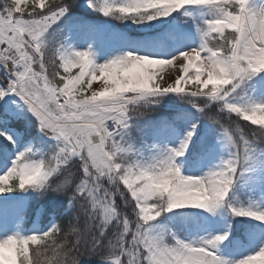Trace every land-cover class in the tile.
I'll return each mask as SVG.
<instances>
[{
  "label": "snow or ice",
  "instance_id": "snow-or-ice-1",
  "mask_svg": "<svg viewBox=\"0 0 264 264\" xmlns=\"http://www.w3.org/2000/svg\"><path fill=\"white\" fill-rule=\"evenodd\" d=\"M76 3L32 0L31 11L26 12L29 0H0V67L8 74L0 82V102L18 97L21 107L35 117L38 129L56 141L46 158L34 159L31 147L18 150L11 167L0 174V193L29 187L46 193L71 186L69 207L80 202L85 217L83 232L71 228L77 233V244L83 237L97 254L109 256L110 264H233L217 254L230 233L185 241L156 222L174 209L194 207L215 213L221 206L234 216L264 221V211L228 200L238 178L254 163V141L264 139V123L250 118L264 110V102H243L237 95L264 73V40L231 28L216 30L215 22L227 19L224 12L240 13L236 0H88L94 10L136 24L190 6L213 10L211 18L197 26L200 44L196 48L170 58L128 52L100 64L91 49L75 50L55 30ZM227 29L232 30L230 38ZM222 59L232 65L227 84L217 79ZM49 66L62 68L64 74L56 70L49 74ZM73 68L79 69L75 75ZM165 68L171 69L166 79ZM98 79L102 88L86 95ZM170 93L188 97L193 107L223 128L231 154L216 169L200 176L182 174L178 159L186 155L196 136L195 123L178 147L160 151L150 163L142 162L131 145L126 146L132 113L151 103L148 97ZM10 115L5 110V116ZM222 116L261 127L248 134L239 125L225 126ZM0 137L4 138L0 148L17 147L13 132L0 127ZM7 160L6 154L0 155V163L7 166ZM74 167L79 175L70 179ZM60 176H65L63 183L54 187L53 178ZM129 205L130 213L125 210ZM49 230L35 235L38 243H29L27 259L16 252H6L3 258L8 264H57L65 245L53 239L61 230L59 225ZM246 258L238 264H248Z\"/></svg>",
  "mask_w": 264,
  "mask_h": 264
},
{
  "label": "rangeland",
  "instance_id": "rangeland-1",
  "mask_svg": "<svg viewBox=\"0 0 264 264\" xmlns=\"http://www.w3.org/2000/svg\"><path fill=\"white\" fill-rule=\"evenodd\" d=\"M52 2L53 0H46V4ZM55 2L60 3L62 0H55ZM115 2L120 3L123 0H115ZM259 2L260 0H252L254 5H259ZM31 4L32 0H29L28 6H25L26 12L31 11ZM212 11V9L204 6H190L178 10L168 17L136 24L130 19L118 20L113 16L104 15L102 12L89 7L88 0H77L71 12L61 22H64L63 28L68 25L65 38L67 43L72 45L75 50L91 49L95 61L102 64L128 52L150 55L153 58H170L190 48H196L200 44L198 29H194L193 24L185 20L193 19L198 26L204 20L211 18ZM186 12L190 15H185ZM175 21H182L177 27H180L181 30L186 28L188 29L187 32L176 30L178 35L175 37V32L172 33V25ZM58 26L61 24L59 23ZM55 30L60 33V29H57L56 26ZM229 30L231 29L226 30L225 35ZM54 70L56 69L50 68L49 74ZM71 71L75 75L78 69H71ZM61 74H64L62 68ZM97 81L99 86L96 85ZM93 86L94 88L91 87V89L86 90L87 95H90L92 91L100 90L103 84H100L98 79L93 81ZM237 95L242 98L243 102H264V73L257 74L253 80L238 90ZM147 100L152 102L140 107L142 114L135 111L132 113L130 127L125 136L126 146L131 145L136 157L142 162L150 163L155 156L159 155L160 151L178 147L182 140L179 141L173 132L181 135L182 131H188L194 123L198 126L196 136L204 140L211 148L194 165L190 164L186 155L180 157L178 163L181 165L182 174L204 175L208 171L216 169L230 157L231 146L225 137L223 128L207 119L197 109L186 111L189 106L193 105L189 102L188 97L170 93L163 96L148 97ZM17 101V106L10 111L7 110L4 102H0V127L13 132L17 139L16 148L9 149L7 146L0 148V155L6 154L8 157L7 166L0 163V174L11 167L18 150L31 147L34 153L33 158L41 159L49 156L55 145L54 138L45 136L38 127L37 131L41 132L39 138L34 136L32 139L23 138L21 133L10 125V120L4 117L5 110L11 113L8 116L11 119L27 122L31 127L36 125L33 114L21 107L22 102L19 98ZM173 118L178 120L176 125L179 124V127L175 126L174 122L171 125ZM160 119V125L166 124L165 126H167V130L160 134L163 135V138L156 134L161 139L159 140L157 137L156 140L148 142L146 140L147 135L150 131L155 130V126L158 125L156 123ZM221 119L225 126L235 128L239 125L248 134L261 127L254 125L256 127L250 126L251 128L247 127L246 129L242 127L244 122L242 119L232 117L230 120L227 116H222ZM21 121L19 123H22ZM245 122L251 124L250 121ZM138 138H141L142 141ZM3 144L4 138L0 137V145ZM253 148L254 163L249 172L238 178L228 200L235 206L251 207L255 210L264 211V139L254 141ZM54 179L53 182L56 186L64 181L65 176ZM40 192L34 187H29L26 190L0 193V201L6 198L9 203L8 206L5 205L4 207L0 203V211L2 212L0 215V239H4L13 233H20L25 236L44 233L55 224L54 221L46 226L41 224L40 217L46 209L47 198L38 197ZM33 202V209L36 211L34 217H31L30 211L32 209H28V207ZM236 220L239 223L251 222L252 225H247L245 229L246 238L235 237L232 233ZM156 223L160 228L175 233L185 241L199 240L202 237L226 232L230 233L228 239L219 246L217 254L233 262V264H238L248 255L255 254L264 248V221H259L254 217L234 216L226 206H221L215 213L194 207L174 209L171 212H166ZM97 264H110V262L102 260Z\"/></svg>",
  "mask_w": 264,
  "mask_h": 264
},
{
  "label": "clouds",
  "instance_id": "clouds-1",
  "mask_svg": "<svg viewBox=\"0 0 264 264\" xmlns=\"http://www.w3.org/2000/svg\"><path fill=\"white\" fill-rule=\"evenodd\" d=\"M236 3L240 6V13L224 12V16L227 19L216 21V30L223 32L225 28H231L242 36L245 33H251L255 38L264 40V4L254 5L252 0H236ZM9 7H11V4H9ZM219 63L222 67L220 68V74L217 79L221 84H227L229 82V73L232 71V65L227 59H222ZM261 64L264 65V61H262ZM149 71H151V68H149ZM250 118L253 122L264 123V110H261L258 115H254ZM73 175L74 174H72V177ZM72 177H70V179ZM25 178L30 177L25 176ZM67 187L68 185H65L64 189L60 191H56L54 188L51 191L64 193ZM35 235L36 234L25 236L20 233H13L4 239H0V264H8V261L3 258L6 252H16L19 256L27 259L30 255L29 243H38L35 239ZM17 236L21 238L15 239L14 237ZM94 254L97 253L92 249V246L89 253L80 255L72 254L71 249H64L59 255L57 264H82V259L85 256L91 258ZM99 259L110 262V257L106 255L99 256ZM246 259L248 264H264V248H261L259 252L248 256Z\"/></svg>",
  "mask_w": 264,
  "mask_h": 264
},
{
  "label": "trees",
  "instance_id": "trees-1",
  "mask_svg": "<svg viewBox=\"0 0 264 264\" xmlns=\"http://www.w3.org/2000/svg\"><path fill=\"white\" fill-rule=\"evenodd\" d=\"M232 35V31H228L226 36L229 38ZM58 71L59 68H56ZM22 123L16 122L15 126L16 128L27 138H31L35 136V126L31 127L27 122ZM200 153V149L197 145L194 146L191 157H197ZM73 179H75L76 176L79 175L77 172V169L74 167L72 169ZM55 184V183H54ZM53 184V185H54ZM123 190V188L121 189ZM72 187L70 186L64 193H57L53 192L51 190L47 191L46 194L44 193V197L47 198V212L43 217L42 223L46 224L50 220L51 213L54 214V219H56V224L60 226L61 230L54 234L53 239L56 241L57 244H63L65 245V249H71L72 254L74 255H80V254H86L91 251V243H85L84 238L81 237L80 243L77 244L78 236L77 233L74 231H71V228L73 226H76L79 228L81 232H83L85 228V217L80 212V202H76L74 205H72L71 210L68 212H64V209L67 206V203L71 199L72 195ZM118 203L121 204L123 207V201L119 199L118 197ZM129 213L131 212V205L128 206L127 209H125ZM79 216V223L76 222V217ZM134 218V217H132ZM235 231V229H234ZM238 232V231H236ZM51 244V241L48 242ZM35 247V246H31ZM51 253H49L50 255ZM102 254H94L91 258H88L85 256L82 259V264H96L99 260V256Z\"/></svg>",
  "mask_w": 264,
  "mask_h": 264
},
{
  "label": "bare ground",
  "instance_id": "bare-ground-1",
  "mask_svg": "<svg viewBox=\"0 0 264 264\" xmlns=\"http://www.w3.org/2000/svg\"><path fill=\"white\" fill-rule=\"evenodd\" d=\"M259 4H264V0H260V2H259ZM175 26L177 27V25L175 24ZM195 27L197 28V26L195 25ZM194 27V28H195ZM178 29H179V31L181 30L180 29V27H177ZM187 30L188 29H186V28H184L183 30H181V31H186L187 32ZM175 32V37L178 35V34H176V31L175 30H173V32L172 33H174ZM171 69H169V68H165L164 69V77H165V79L167 78V73L170 71ZM8 78V74H7V72L2 68V67H0V82H3L4 80H6ZM99 83L101 84H103V81L102 80H99ZM96 85H98L99 86V84H98V81L96 82ZM5 100L6 101H8L7 103H8V106H10V105H12V103H13V101L14 100H12L11 99V97H6L5 98ZM189 108L190 109H197V108H195V107H193V105H191V106H189ZM0 203H1V205L4 207L5 205H7L8 206V199H6L5 198V200H2V201H0ZM195 211H198L197 209H195ZM2 214V212L0 211V215Z\"/></svg>",
  "mask_w": 264,
  "mask_h": 264
}]
</instances>
